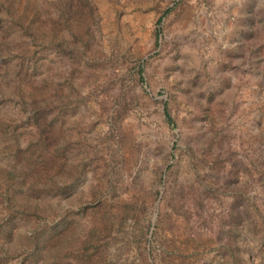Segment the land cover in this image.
Here are the masks:
<instances>
[{"label": "rangeland", "instance_id": "1", "mask_svg": "<svg viewBox=\"0 0 264 264\" xmlns=\"http://www.w3.org/2000/svg\"><path fill=\"white\" fill-rule=\"evenodd\" d=\"M34 99L0 264H264V0H0V163Z\"/></svg>", "mask_w": 264, "mask_h": 264}, {"label": "trees", "instance_id": "2", "mask_svg": "<svg viewBox=\"0 0 264 264\" xmlns=\"http://www.w3.org/2000/svg\"><path fill=\"white\" fill-rule=\"evenodd\" d=\"M42 34L45 35V32ZM38 103V99H34L30 102L24 101L23 104L25 108L32 111V114L28 115V119H33L37 125L38 138L35 142L30 141L29 145L22 149L20 140L16 136L7 159H2V163H0V200L4 203L5 212L8 215L17 214L30 218H41V216L46 215L49 212L41 203L44 197L43 192L46 189H54L56 184L60 182L58 174L44 175L47 172V170L43 171L44 166L41 168L36 165L35 158L37 156L35 153L40 157V150L50 144L48 135L54 136L56 134L55 130L49 128V122L43 119L45 115L40 116L37 113ZM9 122L13 123L12 120ZM2 229L4 241L0 244L2 252L0 258L9 255L14 249L12 248L14 240L12 225H2ZM33 239L31 243L34 244L36 242Z\"/></svg>", "mask_w": 264, "mask_h": 264}]
</instances>
